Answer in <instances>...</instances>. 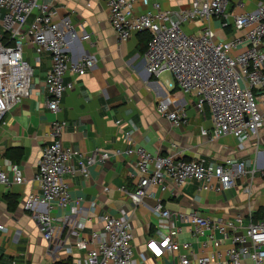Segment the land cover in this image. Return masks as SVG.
Wrapping results in <instances>:
<instances>
[{
	"label": "built area",
	"instance_id": "2783aa9c",
	"mask_svg": "<svg viewBox=\"0 0 264 264\" xmlns=\"http://www.w3.org/2000/svg\"><path fill=\"white\" fill-rule=\"evenodd\" d=\"M103 1L118 42L134 34H148L144 49L147 73L168 71L172 75L175 87L195 99L196 109L203 115L210 114L212 139L232 135L241 145L258 137L264 125V0L242 13L234 8H243V0H180L188 6L176 11L164 10L156 0ZM55 16L52 0H0V123L11 107L29 97L32 89L33 70L24 59L25 44L32 48L35 61L46 55L52 62L46 75V105L53 114L60 110L65 92L72 88L71 83L63 81L66 74L70 71L82 76L93 67L91 56L72 61L79 35L69 16L57 20ZM212 24L219 33L213 31ZM171 105L169 99L160 100L155 110L179 126L185 122L184 114L171 110ZM65 126L61 121L50 124L51 142L42 148L33 177L37 189L23 203L26 211L46 208L36 215V222L47 241L56 232L49 212L69 208L71 203L69 186L62 175L79 171L87 176L90 166L106 164L110 157L107 152L83 157L65 146L61 141ZM125 154L137 159L138 182L132 191H125L133 205L143 203L151 186L164 192L167 182L178 188L194 181L204 190L219 192L234 188L246 175L242 160L207 164L151 154L133 145ZM10 171L11 178L8 172L0 171V185L23 182L16 165ZM117 211V216L101 217L100 228L87 235L82 224L70 232L73 243L86 249L79 256L72 246L64 248L71 264H147L170 257L176 260L174 264L264 263V221L252 222L251 215L246 223L240 216L211 221L194 212L169 211L157 203L152 212L158 223L141 248L134 244L131 215L122 208ZM185 228L201 240L202 249L210 247L211 252L194 254L189 243H180L178 237Z\"/></svg>",
	"mask_w": 264,
	"mask_h": 264
},
{
	"label": "crops",
	"instance_id": "0c3cea01",
	"mask_svg": "<svg viewBox=\"0 0 264 264\" xmlns=\"http://www.w3.org/2000/svg\"><path fill=\"white\" fill-rule=\"evenodd\" d=\"M156 1L164 10L176 11L188 6L180 0ZM259 1L243 0L241 9L250 11ZM52 7L55 19L69 16L79 35L72 50V61L91 56L94 64L85 75L77 76L70 71L66 74L63 81L71 83L72 88L65 92L60 110L53 114L46 105V75L52 62L46 55L35 61L30 45L23 47L24 59L33 70L32 89L29 97L11 107L0 123V171L8 172L11 178L10 169L16 165L23 179L21 184L0 185V225L3 226L0 229V264H54L67 259L64 248L69 245L74 254L82 256L86 249L73 243L70 232L82 224L83 234L87 235L100 228L101 217L117 216L119 208L131 215L134 244L141 248L158 223L152 212L157 203L169 211L194 212L221 222L240 216L246 223L251 214L259 210L264 212V125L258 137L241 145L232 135L212 139L210 114L203 115L196 109L195 99L175 87L172 75L168 71L157 75L147 73L140 35L134 34L118 42L103 0H52ZM137 10L142 11V8ZM165 99L172 101L171 110L184 114L185 122L175 126L157 114V102ZM54 121L66 123L61 133L65 146L83 157L95 152H107L110 157L106 164L97 162L90 166L87 176L79 171L62 175L69 186L71 203L69 208H54L49 212L54 218L56 232L47 241L36 222V215L46 208L38 206L26 211L23 203L27 195L37 189L33 177L42 148L51 142L49 131ZM132 145L151 154L201 160L207 164L242 160L246 175L234 188L219 192L204 190L202 184L194 181L178 188L167 182L164 192L151 186L143 203L133 205L125 194L134 189L139 179L136 157L125 154ZM10 148L22 149V158L6 157ZM106 187L107 192L104 191ZM8 196L14 201L13 207L8 205ZM178 240L189 243L194 254L211 252L210 247H200L201 240L188 228ZM181 252L186 251L182 249ZM175 262L170 257L156 262L149 260L147 264Z\"/></svg>",
	"mask_w": 264,
	"mask_h": 264
},
{
	"label": "trees",
	"instance_id": "16d2710c",
	"mask_svg": "<svg viewBox=\"0 0 264 264\" xmlns=\"http://www.w3.org/2000/svg\"><path fill=\"white\" fill-rule=\"evenodd\" d=\"M139 35H140V44L144 45V49H145V45H146V42L148 39V34L147 33H141ZM22 156H23V151L20 148H10L6 152V157H8L11 160H13V159L20 160L22 158ZM7 202H8V205L10 207H13L14 201H12V197L8 196ZM251 220H252V222L264 221V212L259 210L258 212L251 214ZM54 264H71V261L69 259H65V260H61L59 262H56Z\"/></svg>",
	"mask_w": 264,
	"mask_h": 264
},
{
	"label": "rangeland",
	"instance_id": "374dc122",
	"mask_svg": "<svg viewBox=\"0 0 264 264\" xmlns=\"http://www.w3.org/2000/svg\"><path fill=\"white\" fill-rule=\"evenodd\" d=\"M233 2H236L235 0H232ZM249 4H247V1H246V6H248ZM235 9H237L236 10V13H242V12H244L241 8H235ZM245 10H247L246 8H245ZM212 27H213V31H215L216 33H219L218 31H217V29L216 28H214V26H213V24H212ZM181 238V237H180Z\"/></svg>",
	"mask_w": 264,
	"mask_h": 264
}]
</instances>
